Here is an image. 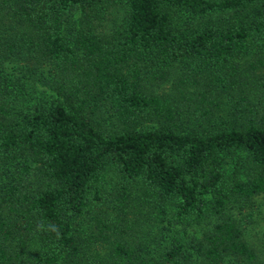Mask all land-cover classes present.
Masks as SVG:
<instances>
[{"label":"trees","instance_id":"1","mask_svg":"<svg viewBox=\"0 0 264 264\" xmlns=\"http://www.w3.org/2000/svg\"><path fill=\"white\" fill-rule=\"evenodd\" d=\"M261 197L264 0H0V264H264Z\"/></svg>","mask_w":264,"mask_h":264},{"label":"rangeland","instance_id":"2","mask_svg":"<svg viewBox=\"0 0 264 264\" xmlns=\"http://www.w3.org/2000/svg\"><path fill=\"white\" fill-rule=\"evenodd\" d=\"M105 173L107 174V173H109L108 171H105ZM105 187H106V184H105ZM258 199V198H257ZM261 200L264 202V197H261ZM264 204V203H263ZM263 225H264V221L263 222H261Z\"/></svg>","mask_w":264,"mask_h":264}]
</instances>
